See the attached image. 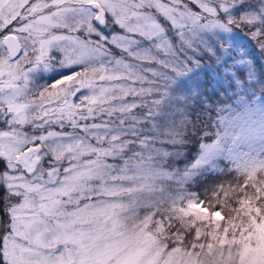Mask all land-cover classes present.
Returning <instances> with one entry per match:
<instances>
[{
    "label": "snow or ice",
    "instance_id": "snow-or-ice-1",
    "mask_svg": "<svg viewBox=\"0 0 264 264\" xmlns=\"http://www.w3.org/2000/svg\"><path fill=\"white\" fill-rule=\"evenodd\" d=\"M0 264H264V0H0Z\"/></svg>",
    "mask_w": 264,
    "mask_h": 264
},
{
    "label": "trees",
    "instance_id": "trees-1",
    "mask_svg": "<svg viewBox=\"0 0 264 264\" xmlns=\"http://www.w3.org/2000/svg\"><path fill=\"white\" fill-rule=\"evenodd\" d=\"M192 147L194 148V145H193ZM221 166H223V165H221ZM205 181H212V178H211V177H208V178H206ZM205 181H202V184H203Z\"/></svg>",
    "mask_w": 264,
    "mask_h": 264
},
{
    "label": "rangeland",
    "instance_id": "rangeland-1",
    "mask_svg": "<svg viewBox=\"0 0 264 264\" xmlns=\"http://www.w3.org/2000/svg\"><path fill=\"white\" fill-rule=\"evenodd\" d=\"M224 115H227V113H224ZM204 183H208V184H210V183H212V181H205ZM203 183V184H204Z\"/></svg>",
    "mask_w": 264,
    "mask_h": 264
}]
</instances>
